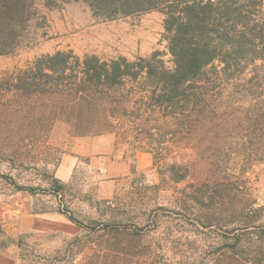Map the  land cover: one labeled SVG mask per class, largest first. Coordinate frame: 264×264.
Segmentation results:
<instances>
[{
	"label": "trees",
	"instance_id": "obj_1",
	"mask_svg": "<svg viewBox=\"0 0 264 264\" xmlns=\"http://www.w3.org/2000/svg\"><path fill=\"white\" fill-rule=\"evenodd\" d=\"M69 2H83L105 19L162 11L170 64L159 50L135 60L95 55L80 60L61 50L38 57L9 78L0 75L1 111L11 114L6 130L17 127L12 116L26 117L40 97L51 101L49 110L59 109L77 136L116 131L121 117L157 115L171 129L158 128L153 143L159 144L148 145L153 165L164 166L173 184L195 168L206 174L174 196L165 216L217 233L205 249L170 253L144 240L149 220L143 226H87L99 238L109 236L97 241L104 249L94 250L88 264H264V202L253 195L247 176L264 161V1L44 0L48 7ZM31 13L30 0H0V56L17 48ZM228 86L237 94H224ZM166 133L170 139L162 137ZM167 145L189 151L168 158L162 153ZM224 171L233 180L220 178ZM5 239L0 225V255L18 264L6 253ZM67 256L65 251L46 261Z\"/></svg>",
	"mask_w": 264,
	"mask_h": 264
},
{
	"label": "rangeland",
	"instance_id": "obj_2",
	"mask_svg": "<svg viewBox=\"0 0 264 264\" xmlns=\"http://www.w3.org/2000/svg\"><path fill=\"white\" fill-rule=\"evenodd\" d=\"M30 2L32 13L21 29L19 45L0 56L4 79L58 50L72 51L80 60L86 55L135 60L159 50L170 64L165 15L160 10L105 19L95 16L83 2L54 7L46 6L44 0ZM229 92L237 94L230 86L223 91ZM31 103L34 111L26 117L12 116L17 125L13 130H6L11 114L6 115L0 106V225L6 253L18 264H88L94 250L104 249L105 243L99 246L97 241L109 236L99 238L100 233H92L87 226L108 222L143 226L149 220L143 227L144 240L170 253L205 249L208 237H217L216 232H201L188 219L165 216L187 183L206 177L204 170L195 168L189 178L173 184L164 166L153 165L148 145L157 146L153 143L157 129L170 130V124L164 125L153 114L138 119L126 116L116 131L77 136L57 107L49 110L50 100L40 97ZM163 148L168 158L189 151L175 152L171 145ZM224 172L220 178L233 180L231 171ZM247 176L253 195L263 203L264 161L254 164ZM154 222L160 224L156 229ZM65 251L64 260L46 261L62 258ZM4 260L0 255V264H8Z\"/></svg>",
	"mask_w": 264,
	"mask_h": 264
},
{
	"label": "bare ground",
	"instance_id": "obj_3",
	"mask_svg": "<svg viewBox=\"0 0 264 264\" xmlns=\"http://www.w3.org/2000/svg\"><path fill=\"white\" fill-rule=\"evenodd\" d=\"M132 43V42H131Z\"/></svg>",
	"mask_w": 264,
	"mask_h": 264
}]
</instances>
